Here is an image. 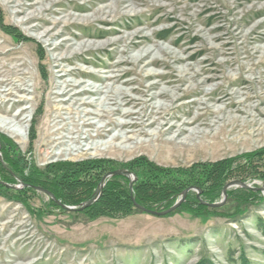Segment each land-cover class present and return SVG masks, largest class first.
Here are the masks:
<instances>
[{
	"label": "rangeland",
	"instance_id": "rangeland-1",
	"mask_svg": "<svg viewBox=\"0 0 264 264\" xmlns=\"http://www.w3.org/2000/svg\"><path fill=\"white\" fill-rule=\"evenodd\" d=\"M0 118V264H264V0H0ZM223 160L221 206L86 210Z\"/></svg>",
	"mask_w": 264,
	"mask_h": 264
},
{
	"label": "trees",
	"instance_id": "trees-1",
	"mask_svg": "<svg viewBox=\"0 0 264 264\" xmlns=\"http://www.w3.org/2000/svg\"><path fill=\"white\" fill-rule=\"evenodd\" d=\"M219 163V165H215L212 164V168H214L215 170H209L207 173V182H209L208 186L205 185L204 182H194V183H183L180 185H166L164 184H160V183H156L157 186L155 188H152V185L147 182L142 186L141 191H137V183L138 181L135 183V200L137 201L138 204L149 208V209H153V210H160V209H166L168 208L170 205H172L175 200L177 198H179L182 194V192L188 188V187H196L199 188L201 190V199L204 200L205 202L208 203H212L214 201H216V199L220 196L223 186L225 185V183L228 181L227 179H223L222 178V171L224 169V167L228 168L229 166V162L226 160L223 161H219L217 162V164ZM15 164V163H13ZM220 164L222 166H220ZM18 169H23L24 165H19V161L18 164H16ZM15 165V166H16ZM84 165V164H82ZM20 175L23 177L22 180L26 185H30V186H41L44 189H48L51 190L48 186L46 185H41L40 184V180L36 177H31L30 175H23L22 172L20 173ZM100 179V178H99ZM98 180H96V182L94 183L93 187L88 190V193L86 194L85 198H91L97 185H98ZM223 179V180H222ZM138 180V179H137ZM5 181L9 182V180ZM115 179H112L108 182L107 188H105L106 186H104L103 191L101 196L99 197V199L93 203L92 205H90L86 210H92V209H96L98 212H100L99 210H103V209H108L109 211H117V210H122V206L124 205V203L126 202V197H127V201L129 203L128 206H126V208H123L125 210H129V207H133L134 208V204L132 203V201L129 198V195L127 193L126 190V194H123L121 192H125L124 189H121L122 186L121 185H116L114 183ZM264 183V181H263ZM139 185V184H138ZM29 186V187H30ZM117 186V188H116ZM124 187V186H123ZM154 187V186H153ZM152 188V189H151ZM52 191V190H51ZM233 190H228L227 194L228 197L231 195V193ZM54 193V195L59 198L61 200V202L70 205L72 203H69L63 198L62 194L60 193H56L54 191H52ZM109 192V197H107V194ZM143 194L142 198L140 196V193ZM116 193H119L121 196V200L117 199ZM113 194V195H111ZM141 194V195H142ZM84 199H79L76 202H83L85 201ZM79 204V203H78ZM127 204V203H126ZM206 205L201 204L195 197V195H191L189 192L186 195V199L185 201L180 205V207L178 209H186V210H194V211H200L203 209H206ZM104 212V211H103Z\"/></svg>",
	"mask_w": 264,
	"mask_h": 264
},
{
	"label": "water",
	"instance_id": "water-1",
	"mask_svg": "<svg viewBox=\"0 0 264 264\" xmlns=\"http://www.w3.org/2000/svg\"><path fill=\"white\" fill-rule=\"evenodd\" d=\"M120 173H123V174L126 175V176L130 175V173H129L128 171H125V170H122V169L114 170V171H110V172H108L107 174H105V175L102 177V179L100 180V182H99V184H98V186H97V189H96L95 192H94L93 197H92V198H91L86 204H84V206L93 203V202L97 199V197L99 196V194H100L101 191H102V188H103V186H104V182H105V178H106L107 176H109V175H116V174H120ZM238 184H239L240 186H242V187H249V186H247L246 184L242 183L241 181H238V180H236V181H231V182L227 183V184L223 187V189H222L223 199H222L221 201H219V202H213V203H208V202H204V201L201 200V203H203V204H205V205H208V206H213V207L221 206V205L225 202V199H226V190H227L229 187H231V186H233V185H238ZM34 188L37 189V190H39V191H41V192H43V193H46L47 195H49V196L52 197V194H51L48 190H46V189H44V188H42V187H39V186H36V187H34ZM189 189H195V190H197V191H198V192H197V197L199 198V192H200V190H199L198 188H196V187H188V188H186V189L182 192L180 198H179L177 201H175L171 206H169L168 208H166V209H163V210H153V209H149V208H146V207H144V206H141V205H139V204H137V203H135V202H134V205H135V207H136L137 209H139V210H141V211H144V212H146V213H149V214H152V215H156V216H165V215H167V214L173 212L175 209H177V208H178V207H179V206L185 201V199H186V195H187V192L189 191ZM61 206H62L63 208H65V209H67V210H71V209H73L72 206H68V205H61Z\"/></svg>",
	"mask_w": 264,
	"mask_h": 264
},
{
	"label": "bare ground",
	"instance_id": "bare-ground-1",
	"mask_svg": "<svg viewBox=\"0 0 264 264\" xmlns=\"http://www.w3.org/2000/svg\"><path fill=\"white\" fill-rule=\"evenodd\" d=\"M71 86H78V84H72V83H65L64 85L60 86L61 91L58 93V97H62V99L59 100V102H67L73 99V97L75 96H80V94H83L87 91L92 92V94H100L103 93V91L101 89H79V91H73L71 90ZM107 93V92H106ZM89 94V93H88ZM162 94V93H161ZM91 95V94H90ZM108 96V95H106ZM105 94L104 97L102 99H100V101L95 100V98H93L94 100L91 101H87L85 98L84 99H80V100H76L78 101L79 106L81 105H90L92 103H96V105H102L104 101H106L108 98H106ZM110 99V98H109ZM75 100V99H74ZM108 101V100H107ZM100 110V109H99ZM69 111V110H68ZM85 115H88V112H85ZM84 117V116H83ZM11 120H8L6 118H0V127L3 128L4 130L8 131V132H12L13 129H11ZM93 146V145H92ZM76 149H74L75 151Z\"/></svg>",
	"mask_w": 264,
	"mask_h": 264
}]
</instances>
